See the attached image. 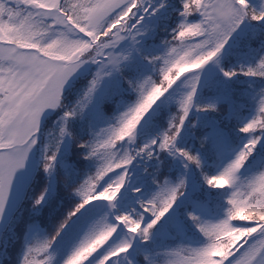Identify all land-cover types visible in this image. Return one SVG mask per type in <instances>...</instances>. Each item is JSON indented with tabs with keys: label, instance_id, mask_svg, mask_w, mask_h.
<instances>
[{
	"label": "snow or ice",
	"instance_id": "1",
	"mask_svg": "<svg viewBox=\"0 0 264 264\" xmlns=\"http://www.w3.org/2000/svg\"><path fill=\"white\" fill-rule=\"evenodd\" d=\"M0 264H264V0H0Z\"/></svg>",
	"mask_w": 264,
	"mask_h": 264
}]
</instances>
